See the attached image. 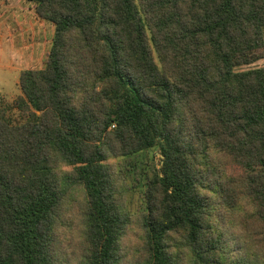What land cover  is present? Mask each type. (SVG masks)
<instances>
[{"label": "trees", "instance_id": "obj_1", "mask_svg": "<svg viewBox=\"0 0 264 264\" xmlns=\"http://www.w3.org/2000/svg\"><path fill=\"white\" fill-rule=\"evenodd\" d=\"M24 1L55 34L0 110V264H264V0Z\"/></svg>", "mask_w": 264, "mask_h": 264}, {"label": "rangeland", "instance_id": "obj_2", "mask_svg": "<svg viewBox=\"0 0 264 264\" xmlns=\"http://www.w3.org/2000/svg\"><path fill=\"white\" fill-rule=\"evenodd\" d=\"M55 34V26L40 19L35 5L24 0H0V110L6 109V116L18 123L21 118L16 110L15 100L21 95L20 75L26 70L43 69L46 65ZM264 67V59L238 70ZM151 164L160 167L161 155L157 150L149 153ZM122 173L127 166L125 158L111 159ZM260 170L257 168L255 171ZM210 175L232 177L243 180L250 172L240 167L203 168ZM127 195V208L136 212L140 208L142 194L138 188Z\"/></svg>", "mask_w": 264, "mask_h": 264}]
</instances>
